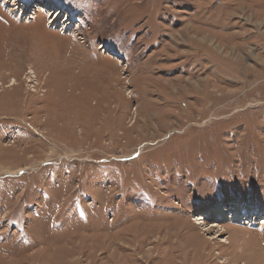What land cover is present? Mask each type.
<instances>
[{
  "label": "rangeland",
  "instance_id": "rangeland-1",
  "mask_svg": "<svg viewBox=\"0 0 264 264\" xmlns=\"http://www.w3.org/2000/svg\"><path fill=\"white\" fill-rule=\"evenodd\" d=\"M263 223L264 0H0V264H264Z\"/></svg>",
  "mask_w": 264,
  "mask_h": 264
},
{
  "label": "bare ground",
  "instance_id": "bare-ground-1",
  "mask_svg": "<svg viewBox=\"0 0 264 264\" xmlns=\"http://www.w3.org/2000/svg\"><path fill=\"white\" fill-rule=\"evenodd\" d=\"M39 8V7H38ZM44 12H45V14H47V12H49V14L51 15L52 13H51V11H47V10H43ZM55 15V13H53L52 15H51V17H53ZM33 18V17H32ZM13 85H15V84H13ZM22 171V170H21ZM227 219H231V220H234V218L236 219V216H227V215H224ZM201 219H198V221H200ZM264 224V223H263ZM224 244H229V243H227V241H224L223 242Z\"/></svg>",
  "mask_w": 264,
  "mask_h": 264
}]
</instances>
